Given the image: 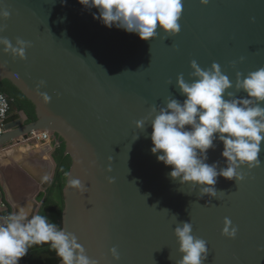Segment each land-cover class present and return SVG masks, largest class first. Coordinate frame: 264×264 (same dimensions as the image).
<instances>
[{"label": "water", "instance_id": "obj_1", "mask_svg": "<svg viewBox=\"0 0 264 264\" xmlns=\"http://www.w3.org/2000/svg\"><path fill=\"white\" fill-rule=\"evenodd\" d=\"M0 10L9 12L0 19L6 25L0 37L13 46L16 38L31 44L22 60L0 50V80L11 82L35 114L25 122V112L13 108L3 120L0 149L33 130L63 142L71 163L60 228L76 235L90 258L99 264H176L181 254L173 229L186 221L206 241L203 264H264V163L239 169L244 179L238 184L218 176L216 198L201 197L195 185L170 179L171 167L150 152V120L143 129L134 123L169 96L183 101L175 79L182 73L189 80L192 60L202 68L219 64L233 83L237 72L264 66V0H183L179 33L164 39L158 29L148 41L104 26L93 19L97 10L78 0H0ZM261 149L264 161V141ZM222 150L214 141L205 162L225 167ZM73 178L86 189L68 187ZM50 180L31 201L33 214ZM2 189L0 184V217H6L13 211L1 202ZM225 217L237 228L233 239L221 234ZM113 246L118 262L108 251Z\"/></svg>", "mask_w": 264, "mask_h": 264}, {"label": "clouds", "instance_id": "obj_2", "mask_svg": "<svg viewBox=\"0 0 264 264\" xmlns=\"http://www.w3.org/2000/svg\"><path fill=\"white\" fill-rule=\"evenodd\" d=\"M86 9L95 8L93 19L106 27L115 26L128 33H134L141 40H152L157 30L167 39L178 34L183 10V0H78ZM207 4L208 0H200ZM9 12L0 10V19L7 20ZM6 25L0 24V32ZM2 52L24 59L25 49L30 42L16 38L15 46L0 37ZM189 80L178 74L175 88L184 97L183 101L173 96L165 99L162 107L153 105L148 115L135 121L137 129H143L150 120V152L158 162L170 166L169 178L179 184H193L199 188L200 196L216 198V178L222 176L235 180L244 179L239 169L261 166V143L264 141V66L247 74L236 73L235 82L225 75L219 64L202 68L192 60ZM171 84V80L168 81ZM44 82H40L43 86ZM243 91V98L227 90ZM47 102L50 97L41 94ZM187 126V127H186ZM136 137L135 139H137ZM214 141L222 142L221 155L225 167L209 165L207 151L214 147ZM67 175V174H66ZM48 179V177H45ZM68 187L84 191L86 186L79 178L68 179ZM237 228L229 218L223 220L221 234L233 239ZM181 257L176 264H203L208 254L206 241L193 235L190 222L180 221L173 229ZM47 244L60 260V264H99L90 258L78 238L49 222L45 215L33 214L25 207H19L6 217H0V264H19L32 245ZM109 254L113 261L120 255L115 246Z\"/></svg>", "mask_w": 264, "mask_h": 264}, {"label": "crops", "instance_id": "obj_3", "mask_svg": "<svg viewBox=\"0 0 264 264\" xmlns=\"http://www.w3.org/2000/svg\"><path fill=\"white\" fill-rule=\"evenodd\" d=\"M37 141L38 147L28 148L26 144L20 145V141H17L0 149V184L3 188L1 202L8 205L12 211L19 207H25L31 211V201L42 189L44 183L51 179L48 187L53 179L55 163L52 151L54 148L48 150L43 141ZM12 146L15 151H7V148ZM43 201L39 204V208Z\"/></svg>", "mask_w": 264, "mask_h": 264}, {"label": "trees", "instance_id": "obj_4", "mask_svg": "<svg viewBox=\"0 0 264 264\" xmlns=\"http://www.w3.org/2000/svg\"><path fill=\"white\" fill-rule=\"evenodd\" d=\"M0 91L10 98L12 108L25 112L27 116L25 122L35 119L32 103L11 82L7 79L0 80ZM52 158L55 163L53 179L47 187L46 197L37 214L47 216L49 222L60 228L63 207L62 188L71 159L69 154L64 153V144L59 139L52 151ZM58 261L59 258L47 244H36L29 247L26 255L19 260V264H57Z\"/></svg>", "mask_w": 264, "mask_h": 264}, {"label": "built area", "instance_id": "obj_5", "mask_svg": "<svg viewBox=\"0 0 264 264\" xmlns=\"http://www.w3.org/2000/svg\"><path fill=\"white\" fill-rule=\"evenodd\" d=\"M10 102V98L5 93L0 91V133L4 131L3 120L14 110ZM26 139H32L36 141L41 140L48 150H52L58 143L57 137L53 133L45 130L30 131L27 134Z\"/></svg>", "mask_w": 264, "mask_h": 264}, {"label": "rangeland", "instance_id": "obj_6", "mask_svg": "<svg viewBox=\"0 0 264 264\" xmlns=\"http://www.w3.org/2000/svg\"><path fill=\"white\" fill-rule=\"evenodd\" d=\"M26 136H21V137L17 138L16 140H14L13 142L20 141V143H26L28 148L38 147L39 142L33 141L32 139H26ZM10 143H12V142H10Z\"/></svg>", "mask_w": 264, "mask_h": 264}, {"label": "bare ground", "instance_id": "obj_7", "mask_svg": "<svg viewBox=\"0 0 264 264\" xmlns=\"http://www.w3.org/2000/svg\"><path fill=\"white\" fill-rule=\"evenodd\" d=\"M33 141H36V140H33ZM36 142H38V141H36ZM23 144L25 145L26 143H20V145H23ZM7 151H15V149L12 146V147L7 148ZM7 151H4V152H7Z\"/></svg>", "mask_w": 264, "mask_h": 264}]
</instances>
